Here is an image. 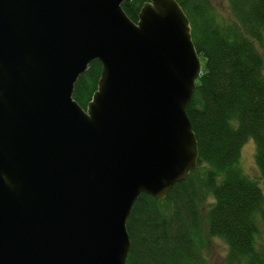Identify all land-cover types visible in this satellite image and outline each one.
Returning a JSON list of instances; mask_svg holds the SVG:
<instances>
[{
    "label": "water",
    "instance_id": "water-1",
    "mask_svg": "<svg viewBox=\"0 0 264 264\" xmlns=\"http://www.w3.org/2000/svg\"><path fill=\"white\" fill-rule=\"evenodd\" d=\"M0 0V264H125V221L195 168L201 65L175 0ZM98 60L85 108L73 83Z\"/></svg>",
    "mask_w": 264,
    "mask_h": 264
},
{
    "label": "trees",
    "instance_id": "trees-1",
    "mask_svg": "<svg viewBox=\"0 0 264 264\" xmlns=\"http://www.w3.org/2000/svg\"><path fill=\"white\" fill-rule=\"evenodd\" d=\"M143 1L121 3L131 21ZM175 1L201 65L186 107L198 156L164 198L137 197L125 221V264H206L211 237L226 245L223 264H264V190L238 167L250 137L264 186V70L255 46L264 37V0H227L226 16L211 0ZM99 73L92 60L74 81L72 98L81 108Z\"/></svg>",
    "mask_w": 264,
    "mask_h": 264
},
{
    "label": "rangeland",
    "instance_id": "rangeland-1",
    "mask_svg": "<svg viewBox=\"0 0 264 264\" xmlns=\"http://www.w3.org/2000/svg\"><path fill=\"white\" fill-rule=\"evenodd\" d=\"M211 2L213 6L219 11V13H221L223 16L227 15V0H211ZM255 46L258 52L263 57L264 70V37L260 43H255ZM238 167L247 177L255 181L256 184L258 183L257 185L261 190H264L259 171L254 162V142L250 137L245 140V142L241 145L239 149ZM260 242L264 243V236L262 235V231ZM225 251L226 245L220 238H209L207 249L204 253L206 264H223L222 259L225 255Z\"/></svg>",
    "mask_w": 264,
    "mask_h": 264
}]
</instances>
